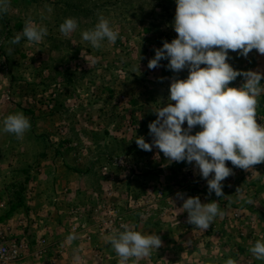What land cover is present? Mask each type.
Listing matches in <instances>:
<instances>
[{"label":"rangeland","instance_id":"obj_1","mask_svg":"<svg viewBox=\"0 0 264 264\" xmlns=\"http://www.w3.org/2000/svg\"><path fill=\"white\" fill-rule=\"evenodd\" d=\"M175 9V0H10L8 12L0 15V226L11 238L32 248L38 235L47 237L43 228L51 223L60 227L65 215L75 216L74 221L92 222L94 229L71 248L95 255L96 239L105 244L116 232L103 231L109 218L126 224L123 215H132L135 206L147 209L153 201L162 204L156 207L158 214L179 222L188 213L177 192L185 199L199 196L202 203L217 200L221 205L257 180L258 164L246 171L227 162L237 174L222 182L224 196L214 198L197 167L170 162L157 148L144 151L135 142L143 136L151 143L148 125L156 119L154 110L167 104L172 79L188 75L187 68L179 73L166 68L167 60L156 69L147 66L154 50L177 35ZM101 14L119 36L114 44L105 40L94 49L82 32L93 28ZM29 17L46 26L48 35L40 43L22 38L10 45ZM69 17L77 20L78 27L65 37L59 25ZM228 62L236 70L264 73V55L255 49L247 58L229 51ZM243 82L237 77L230 86ZM258 100L264 101V93ZM17 112L31 124L22 139L2 131L4 118ZM257 118L264 119V110L257 112ZM199 130L197 126L192 134ZM36 186L49 194L45 216L28 202ZM258 233V240L264 241V228ZM209 234L202 236L208 240ZM48 241L47 255L36 259L29 253L24 264H53L56 244ZM215 246L220 247L219 241ZM229 258L237 263L246 260L242 264L256 259L235 251Z\"/></svg>","mask_w":264,"mask_h":264},{"label":"clouds","instance_id":"obj_2","mask_svg":"<svg viewBox=\"0 0 264 264\" xmlns=\"http://www.w3.org/2000/svg\"><path fill=\"white\" fill-rule=\"evenodd\" d=\"M175 2L173 28L177 35L154 50L147 66L156 69L162 60H167L166 68L174 73L187 68L188 75L172 79L167 104L154 110L156 119L148 125L151 143L143 136L135 138V142L144 151L157 148L170 162H194L207 181L209 194L214 192L220 198L224 196L222 182L234 174L227 162L246 171L264 163V125L257 122L264 73L236 70L228 62L229 51L245 58L254 49L264 55V0ZM9 5L10 0H0V15L8 12ZM46 8L51 12V7ZM41 19L46 17L42 15ZM77 27V20L69 17L59 25V31L68 37ZM47 35V27L29 17L9 44L17 45L22 38L40 43ZM118 36V30L102 14L93 28L82 32L83 40L94 49H100L105 40L114 44ZM237 77H243L242 85L230 86ZM197 126L200 130L192 134ZM30 127L29 119L17 112L4 118L2 131L22 139ZM184 195L177 192L176 198L183 201L181 207L188 213L187 222L202 231L223 214L217 200L202 203L199 196L185 199ZM121 228L123 231L113 232L105 241L119 257L118 264H129L130 260L136 264L162 246L156 233L142 234L127 224ZM76 238L71 234L67 239ZM249 252L257 260H264V241L257 240ZM74 259L79 260V255H74ZM224 264L237 262L228 258Z\"/></svg>","mask_w":264,"mask_h":264},{"label":"crops","instance_id":"obj_3","mask_svg":"<svg viewBox=\"0 0 264 264\" xmlns=\"http://www.w3.org/2000/svg\"><path fill=\"white\" fill-rule=\"evenodd\" d=\"M263 110L264 101L259 100L257 112ZM263 165L264 163L258 164V167L261 168L257 171L258 178L255 182L253 181L254 183L249 190H245L247 191L246 194L245 191L240 195L235 193L233 198L230 197L231 201L226 200L225 203L219 205L223 214L214 219L207 234V230L202 231L188 223L187 216L180 217L182 220L179 222H174L171 216L158 214L156 207L162 205L161 202L158 205L153 201L148 202L147 209L135 206L132 215H123V220L130 228L140 231L142 234L156 233L163 242L157 251L153 250L149 257L139 259L136 264H224V261L230 255L233 256V251L237 255L239 252H244L246 257L250 256L252 258L249 249L259 239V229L261 231L264 228ZM191 166L195 167L194 162ZM183 169L181 167V171ZM236 170L233 168L234 174H237ZM193 176H196L195 173ZM195 183L198 184L197 181ZM31 190L29 193L31 200L28 201L30 207L34 208L31 209L37 214L45 216L44 209L49 201V194L42 186H36ZM68 193L70 194V192ZM214 198H217V196L214 195ZM248 201H251V203ZM36 207H39V209H36ZM64 217L66 219L62 220L60 218L63 221V225H59L60 227L51 223L43 228L44 233L47 235L46 238L56 244L52 245V251L58 261L62 264H118L119 257L111 244L106 242L103 244L99 239L95 241V244L99 247V250L94 252L95 255L92 251L72 249L71 245L82 241L85 234L92 233L94 226L91 224L92 222L83 221L81 218L74 221L76 220L75 216L65 215ZM45 219H43V223L46 224L47 220ZM50 227L56 229L52 230ZM71 234H75L77 238L69 241L67 238ZM208 234V240L203 238L204 235ZM218 241L220 243L219 248L215 246V242ZM74 255H79L80 259L75 260ZM245 261H240L237 264H242ZM129 264H132L131 260Z\"/></svg>","mask_w":264,"mask_h":264},{"label":"built area","instance_id":"obj_4","mask_svg":"<svg viewBox=\"0 0 264 264\" xmlns=\"http://www.w3.org/2000/svg\"><path fill=\"white\" fill-rule=\"evenodd\" d=\"M257 122L261 125H264V119L257 118ZM229 167V164L227 163ZM3 203L0 204L2 206ZM1 225V224H0ZM122 223L117 222L113 218H109L105 224L102 225L103 231H119ZM90 238V237H89ZM49 241L42 234L38 235L36 238V242L31 248L29 244L24 240H17L11 238L9 234H7V229L3 226H0V264H24L25 256L30 253L32 258L41 259L43 256L48 254L49 250ZM57 258L52 260V263L55 264ZM32 264H40L39 262H34Z\"/></svg>","mask_w":264,"mask_h":264}]
</instances>
